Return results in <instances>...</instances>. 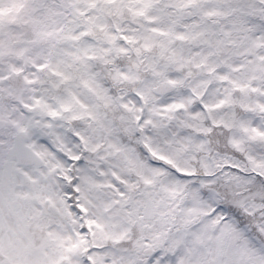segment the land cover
<instances>
[{"label": "snow or ice", "instance_id": "obj_1", "mask_svg": "<svg viewBox=\"0 0 264 264\" xmlns=\"http://www.w3.org/2000/svg\"><path fill=\"white\" fill-rule=\"evenodd\" d=\"M0 264H264V0H0Z\"/></svg>", "mask_w": 264, "mask_h": 264}]
</instances>
